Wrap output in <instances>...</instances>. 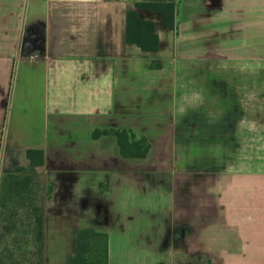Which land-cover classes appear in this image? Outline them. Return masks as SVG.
I'll list each match as a JSON object with an SVG mask.
<instances>
[{"label": "crops", "instance_id": "obj_1", "mask_svg": "<svg viewBox=\"0 0 264 264\" xmlns=\"http://www.w3.org/2000/svg\"><path fill=\"white\" fill-rule=\"evenodd\" d=\"M137 1L175 4L173 28L139 10L155 52L126 40ZM194 65L233 78L205 83L220 101L199 139L215 133L217 162L184 170L176 85ZM111 127L146 136L147 155L93 135ZM250 146H264V0H0V184L44 149L43 264H65L84 226L108 234L109 264H264V156L254 164ZM16 262L0 264H33Z\"/></svg>", "mask_w": 264, "mask_h": 264}, {"label": "trees", "instance_id": "obj_2", "mask_svg": "<svg viewBox=\"0 0 264 264\" xmlns=\"http://www.w3.org/2000/svg\"><path fill=\"white\" fill-rule=\"evenodd\" d=\"M141 9H155L163 14V22L174 27L175 4L172 2L134 3L126 16V40L146 52L160 47V37L153 20L140 15ZM159 65V64H156ZM114 134L124 156H146L150 141L128 127L97 128L95 137ZM28 165L3 173L0 184V263L2 261L44 262L45 198L52 195L45 186L43 166L45 151L30 147L26 151ZM32 245V247H31ZM108 234L92 226L78 228L75 251L65 264H109Z\"/></svg>", "mask_w": 264, "mask_h": 264}, {"label": "rangeland", "instance_id": "obj_3", "mask_svg": "<svg viewBox=\"0 0 264 264\" xmlns=\"http://www.w3.org/2000/svg\"><path fill=\"white\" fill-rule=\"evenodd\" d=\"M178 9L180 11L181 7H178ZM177 18H179V15H177ZM35 54H30V59H36L38 55L36 52ZM222 68H225L226 71H223ZM222 68L216 67L212 69L208 66V68L204 70L203 66L194 65L193 75L191 77L183 76V74L178 77L176 85L178 92V109L176 112L175 126L177 133L176 149L179 150V153L176 154V163L182 166L184 170L189 168L199 170L202 169L203 165L210 164L212 166L217 162V145L215 139L213 140V138H216L215 133L212 132V134H214L213 137H209L206 140L199 139L200 135H210L208 130H206L207 125L204 124L200 118V113L206 115L204 119L206 122L216 117V115L210 114V112L213 110L212 107L217 105L215 101H220V99L218 96L216 98L215 90H209L205 83L208 78H212L215 74H224V77L232 80L233 72L229 71L228 67ZM197 73H202V75H197ZM261 87L263 86L261 85ZM250 95L253 94L250 93ZM256 97H258L257 100L262 98V96L259 97V93H257L253 99ZM202 104L204 107H201ZM229 147L230 148L225 152L237 155L238 150L233 153V151H229L233 146L230 144ZM244 153L246 156L248 155V158H256L258 162L255 160L254 161L257 163L252 162L254 164H259L261 163L259 161L263 160L264 146H256L254 148L251 146L247 147ZM241 156L243 155L241 154ZM10 158L9 154H7V160L4 164L2 160L1 167L4 168V170L10 165ZM3 165H5V167Z\"/></svg>", "mask_w": 264, "mask_h": 264}]
</instances>
